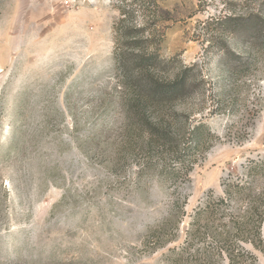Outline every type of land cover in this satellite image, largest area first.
<instances>
[{
	"label": "rangeland",
	"instance_id": "rangeland-1",
	"mask_svg": "<svg viewBox=\"0 0 264 264\" xmlns=\"http://www.w3.org/2000/svg\"><path fill=\"white\" fill-rule=\"evenodd\" d=\"M122 18L164 35L166 77L199 66L170 110L186 134L204 122L217 137L189 176L171 174L174 143L119 156ZM260 157L264 0H0V264H170L183 235L145 243L178 193L191 213Z\"/></svg>",
	"mask_w": 264,
	"mask_h": 264
},
{
	"label": "trees",
	"instance_id": "trees-1",
	"mask_svg": "<svg viewBox=\"0 0 264 264\" xmlns=\"http://www.w3.org/2000/svg\"><path fill=\"white\" fill-rule=\"evenodd\" d=\"M236 20L226 17L218 23ZM125 21L122 18L115 25V57L122 90L119 156L137 150L150 154L152 148L165 149L174 143L180 168L171 174L189 176L192 164L217 137L204 122L186 134L170 110L178 98L190 92L195 71L201 75L199 66L194 64L172 78L166 77V61L160 54L164 35L147 34V26L125 29ZM125 44L139 49L137 69L130 64ZM224 71L231 74V61H226ZM225 94L223 91L221 96ZM222 188L221 194L210 190L191 213L186 209L190 197L178 193L168 216L148 236L146 246L155 251L178 242L183 235V244L170 250V264H260L258 254L264 257V157L240 164L222 180Z\"/></svg>",
	"mask_w": 264,
	"mask_h": 264
}]
</instances>
